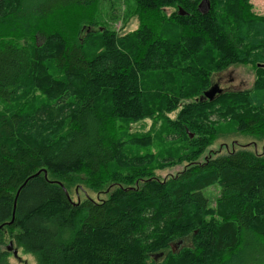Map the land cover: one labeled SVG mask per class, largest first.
<instances>
[{
  "label": "trees",
  "instance_id": "1",
  "mask_svg": "<svg viewBox=\"0 0 264 264\" xmlns=\"http://www.w3.org/2000/svg\"><path fill=\"white\" fill-rule=\"evenodd\" d=\"M203 1L128 0L124 28L139 26L121 36L94 30L101 2L120 18L116 0H0V101L46 89L0 116V264L7 240L39 264H264V149L208 152L225 133L264 142V17L251 0ZM235 64L256 70L254 89L207 99L212 74ZM146 75L177 90L150 104ZM158 116L185 151L161 168L188 163L166 181L119 138L120 122ZM80 190L106 198L74 202Z\"/></svg>",
  "mask_w": 264,
  "mask_h": 264
},
{
  "label": "rangeland",
  "instance_id": "2",
  "mask_svg": "<svg viewBox=\"0 0 264 264\" xmlns=\"http://www.w3.org/2000/svg\"><path fill=\"white\" fill-rule=\"evenodd\" d=\"M118 2V7L121 10L119 13L120 18L118 20H112L111 13V6L108 3H100V13L98 14V25L94 27V30H99L100 27L105 26L109 30L116 31L119 35H126L129 32L136 30L139 26L138 21L135 19L129 23L128 26L124 28V18L126 17V5L129 4L128 0H116ZM252 9L256 16L264 17V0H251ZM116 8V6H115ZM205 8H202L204 10ZM173 13L172 10H169L167 15L169 16ZM65 17V16H60ZM57 20H62V19ZM158 18V16H155ZM65 18L60 23V27H64ZM175 27L174 23L171 22L169 26ZM85 27H88L85 26ZM170 28V27H169ZM173 29V28H172ZM149 30V29H147ZM84 34L87 32V28L83 29L82 31ZM174 36H172L173 38ZM1 38V37H0ZM94 45V44H93ZM101 50L95 51V47L91 51L88 50L93 56H96ZM43 62V61H42ZM46 70V61L43 64L42 69ZM46 78V74H44ZM160 77H152L151 75H146V80L150 85H144L146 96L148 103L153 104L152 100L155 96H157L161 88H169L173 87L177 90L176 85H158ZM257 80V73L256 70L250 65H243V64H235L231 65L230 67L226 68L225 70L213 73L211 76V88L218 87L221 90V94L224 93H237V92H247L252 91L255 87V83ZM187 84V81H185ZM186 86V85H185ZM45 85H41V87L28 89L26 92L22 93L20 96L14 98L9 103L1 102L0 101V116L1 115H9L10 111H22V112H29L33 108L41 105L42 103L46 102V89H44ZM41 89V90H40ZM211 90V89H209ZM208 90V91H209ZM167 94L166 91H162V96L165 97ZM217 95V94H216ZM101 106H103V101L101 102ZM102 108H105L104 106ZM179 111L171 113L165 116L167 119H175ZM215 119L211 117V122ZM119 138L122 139V148L125 155L129 156L130 158H146L151 156L150 158L153 160V163L149 166L145 167V170L149 172H154L155 175L162 180L171 179L181 172H183L188 163L184 162L181 164H177L167 168H161V162L166 157H177L184 158L185 151L182 149L181 142H171L167 140L165 137L167 132V120L160 116L156 117L154 120H145L139 121L136 123H128L122 121L119 123ZM169 128V126H168ZM65 133V131L63 132ZM225 133L221 138L215 143V145L208 150L212 151V154L216 152L225 153L232 149H235L239 146H247L253 147L257 145L259 151L264 149V142L263 143H256L255 141L238 137L236 135H228ZM207 152V153H208ZM209 154H207L208 156ZM204 157L201 159L203 161ZM119 173L124 175H128L131 173L132 170L130 169H122L118 166L116 170ZM126 177V176H124ZM126 180V179H124ZM115 189V188H114ZM78 197L73 195V201L79 202L84 201L88 196L92 199H104L106 196L103 194L101 196L94 195L88 191L80 190ZM208 197L210 198V203L213 207H215V202L218 197V189L213 188L212 190L208 191ZM87 194V195H86ZM8 243L7 240V245ZM9 246V245H8ZM6 247V246H5ZM5 250V248H3ZM9 264H39L37 258L32 255L25 253L23 249H19L17 251V255L11 256L8 258Z\"/></svg>",
  "mask_w": 264,
  "mask_h": 264
},
{
  "label": "water",
  "instance_id": "3",
  "mask_svg": "<svg viewBox=\"0 0 264 264\" xmlns=\"http://www.w3.org/2000/svg\"><path fill=\"white\" fill-rule=\"evenodd\" d=\"M205 7L209 9L210 7L209 0H204L202 4L200 5L199 9L201 10L202 8H205ZM180 14L185 15V13L182 10H180ZM220 93H221V90L218 87H213L211 88V90L206 92L204 96L209 100H213L216 94H220Z\"/></svg>",
  "mask_w": 264,
  "mask_h": 264
},
{
  "label": "bare ground",
  "instance_id": "4",
  "mask_svg": "<svg viewBox=\"0 0 264 264\" xmlns=\"http://www.w3.org/2000/svg\"><path fill=\"white\" fill-rule=\"evenodd\" d=\"M24 186H25V185H24ZM19 193H20V191L17 193V198H18ZM16 200H17V199H16ZM8 251H9V252H12V253L14 254V256H16V255H17V251H18V249H15V248H14L13 243H10L9 246H8Z\"/></svg>",
  "mask_w": 264,
  "mask_h": 264
}]
</instances>
